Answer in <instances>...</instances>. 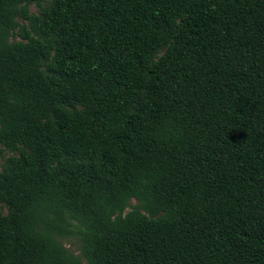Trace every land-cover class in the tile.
Masks as SVG:
<instances>
[{
    "label": "trees",
    "instance_id": "obj_1",
    "mask_svg": "<svg viewBox=\"0 0 264 264\" xmlns=\"http://www.w3.org/2000/svg\"><path fill=\"white\" fill-rule=\"evenodd\" d=\"M1 146L0 264H264V0H0Z\"/></svg>",
    "mask_w": 264,
    "mask_h": 264
},
{
    "label": "rangeland",
    "instance_id": "obj_2",
    "mask_svg": "<svg viewBox=\"0 0 264 264\" xmlns=\"http://www.w3.org/2000/svg\"><path fill=\"white\" fill-rule=\"evenodd\" d=\"M39 6L36 3H32L30 5V10L32 12H37ZM14 154L13 151L6 150L3 146L0 147V166H3L6 162L8 156ZM138 202L137 199H133L132 203L136 204ZM65 245L68 246L75 254H80V242L76 237H70L64 239Z\"/></svg>",
    "mask_w": 264,
    "mask_h": 264
}]
</instances>
